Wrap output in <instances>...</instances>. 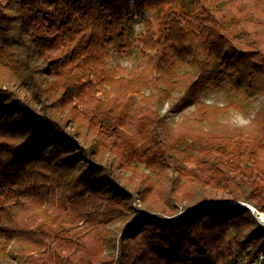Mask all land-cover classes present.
Segmentation results:
<instances>
[{
	"label": "trees",
	"instance_id": "obj_1",
	"mask_svg": "<svg viewBox=\"0 0 264 264\" xmlns=\"http://www.w3.org/2000/svg\"><path fill=\"white\" fill-rule=\"evenodd\" d=\"M254 94L247 128L220 121ZM261 149L264 0H0V264H254L264 227L228 200L264 212Z\"/></svg>",
	"mask_w": 264,
	"mask_h": 264
},
{
	"label": "rangeland",
	"instance_id": "obj_2",
	"mask_svg": "<svg viewBox=\"0 0 264 264\" xmlns=\"http://www.w3.org/2000/svg\"><path fill=\"white\" fill-rule=\"evenodd\" d=\"M157 11L156 9L151 11V13ZM132 25L135 28L136 33L141 32L144 30L143 24L140 20L139 17H135L132 20ZM119 40L115 39V43L110 47L111 50V54H112V58L110 59L111 63L116 66L118 64H123L128 66L129 68L134 66L136 64V62L138 61V59L140 58V53L136 48H132L131 50H129L128 52H120L118 50V46H119ZM108 89L110 86H106ZM101 97H106V91H100L99 94L96 95V97L98 98V96ZM111 95H114L113 93H111ZM227 94L226 91L224 89H212L210 90L207 94L204 95V100H212L213 103H219V104H224L225 103V99L227 98ZM251 104H250V113L248 115L243 114L246 118H249L251 121L253 119V117L255 116L256 111L259 110V108L262 106L263 103V99L262 96L258 95V94H254L251 97ZM169 104L170 101L166 100L163 108H162V114H164L165 116V122L169 128V130L171 132H174L175 130H177L180 127V123L182 122L183 118L185 115H187L192 109H193V105L190 103L185 104L184 106H182V108L180 110H170L169 109ZM80 108H82V105H80ZM233 112H239L236 110H229L221 119L220 121H222L223 123H225L226 125L230 126V127H236L234 125L231 124L230 122V116L231 113ZM241 113V112H240ZM251 124V123H250ZM249 124V125H250ZM244 126V127H248ZM71 128L73 129V124L70 125ZM187 125H183L179 128L180 129H184ZM188 144H195V143H188ZM196 145V144H195ZM261 151L264 152V149H261ZM106 155L108 156V153H106ZM141 159V158H140ZM138 167L140 168V170H142L144 173H146L147 167H146V163L142 160L138 161ZM125 170V169H124ZM124 175H130L132 176L131 180L132 182L135 181V175L134 173H132L131 171H122ZM233 200H228V202H232ZM233 202H238V201H233ZM242 202V201H239ZM133 205L135 207V209H140L142 211H144V207L142 205V202L139 198L138 195L135 194L134 199H133ZM101 213H102V217L105 219V221L108 222L109 226L111 227H121V217H122V210L118 207H114V206H105L101 209ZM107 252L109 253L110 250L107 249ZM205 260L208 261H215L216 259V255L213 254L210 257L204 258ZM2 264H20L18 261H16L15 259H12L10 257H7L6 259L3 260Z\"/></svg>",
	"mask_w": 264,
	"mask_h": 264
},
{
	"label": "clouds",
	"instance_id": "obj_3",
	"mask_svg": "<svg viewBox=\"0 0 264 264\" xmlns=\"http://www.w3.org/2000/svg\"><path fill=\"white\" fill-rule=\"evenodd\" d=\"M206 103L212 104V100H207ZM230 122L232 125L236 127H244L251 123V120L249 118H246L242 113L240 112H233L230 116Z\"/></svg>",
	"mask_w": 264,
	"mask_h": 264
},
{
	"label": "built area",
	"instance_id": "obj_4",
	"mask_svg": "<svg viewBox=\"0 0 264 264\" xmlns=\"http://www.w3.org/2000/svg\"><path fill=\"white\" fill-rule=\"evenodd\" d=\"M252 212L255 215V217L257 218V220L259 221V223L264 227V212L262 213V212H260L259 210L255 209V208L252 209ZM262 214H263V216H262ZM263 258H264V256L260 255L259 259L255 260L254 264H256V262L260 263Z\"/></svg>",
	"mask_w": 264,
	"mask_h": 264
},
{
	"label": "water",
	"instance_id": "obj_5",
	"mask_svg": "<svg viewBox=\"0 0 264 264\" xmlns=\"http://www.w3.org/2000/svg\"><path fill=\"white\" fill-rule=\"evenodd\" d=\"M231 203H234V204H244L246 205L244 202H231ZM248 207H250L251 209L255 208V206H250V205H247Z\"/></svg>",
	"mask_w": 264,
	"mask_h": 264
},
{
	"label": "bare ground",
	"instance_id": "obj_6",
	"mask_svg": "<svg viewBox=\"0 0 264 264\" xmlns=\"http://www.w3.org/2000/svg\"><path fill=\"white\" fill-rule=\"evenodd\" d=\"M233 202V201H232ZM239 202V201H238ZM245 203V202H244ZM237 204V203H236ZM246 204V206L247 205H250V206H253V205H251V204H248V203H245ZM244 205V204H243ZM248 207V206H247ZM250 208V207H249ZM251 209V208H250ZM254 209V208H253ZM256 209V208H255ZM252 210V209H251ZM261 212V211H260ZM263 213V212H262ZM262 216H263V214H262Z\"/></svg>",
	"mask_w": 264,
	"mask_h": 264
}]
</instances>
